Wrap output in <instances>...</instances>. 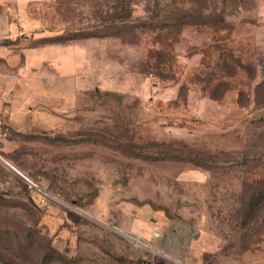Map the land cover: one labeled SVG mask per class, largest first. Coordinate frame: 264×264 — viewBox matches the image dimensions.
<instances>
[{
	"label": "rangeland",
	"instance_id": "rangeland-1",
	"mask_svg": "<svg viewBox=\"0 0 264 264\" xmlns=\"http://www.w3.org/2000/svg\"><path fill=\"white\" fill-rule=\"evenodd\" d=\"M127 3L118 21L120 0H0V42L60 36L83 57L73 79L28 70L13 89L44 122L0 125V264H264V14L256 0ZM175 6L213 15L160 29ZM211 36L228 37L224 67ZM35 185L55 197L39 202ZM152 230L186 241L178 259Z\"/></svg>",
	"mask_w": 264,
	"mask_h": 264
},
{
	"label": "crops",
	"instance_id": "crops-1",
	"mask_svg": "<svg viewBox=\"0 0 264 264\" xmlns=\"http://www.w3.org/2000/svg\"><path fill=\"white\" fill-rule=\"evenodd\" d=\"M256 9L257 14H264V0H256ZM262 19L264 20V18ZM260 27V32L255 33L253 31L252 35L254 40H258L257 37H259V43L263 45L264 25H261ZM9 29L8 33L10 36L11 34L15 35L18 33H12V27ZM70 46V44L48 42L16 48L0 42V125H4L8 122L14 129H21L28 125H41L44 122L42 118H38V115H42V112L41 114H37L39 113L37 111L31 112L27 107L18 103L16 92L20 91L19 84L25 83V79L28 76V70L32 73L30 78L33 77V80H41L42 78L48 80H67L73 79L78 75L79 66H83L81 64L83 57H79L82 54L76 56L77 54L74 52L72 53L70 51ZM47 49H50V52L53 51L51 53L53 55L52 59H47L40 53V51L44 52ZM54 54H57V56L54 57ZM6 67L16 68L14 76L6 74ZM11 77H13V79H11ZM13 89L16 90L14 95L12 94ZM6 91L12 96L9 97L8 95L6 97ZM32 113L37 115L34 118H30ZM3 135L5 134L0 133V137H3ZM134 220L139 221L138 215H134ZM135 221L127 228L128 231L133 232V230L136 229L138 223ZM142 223H145V221ZM162 226L165 227L163 224ZM146 227L148 228L149 225H146ZM151 232L154 234L152 240H150L153 248L161 251L172 259L176 260L179 258V256L174 253V250H177L179 247L183 249L186 246V241H183L182 238L177 239L176 244L171 248L168 237H164L161 234L162 230H159L158 232L152 230Z\"/></svg>",
	"mask_w": 264,
	"mask_h": 264
},
{
	"label": "trees",
	"instance_id": "trees-1",
	"mask_svg": "<svg viewBox=\"0 0 264 264\" xmlns=\"http://www.w3.org/2000/svg\"><path fill=\"white\" fill-rule=\"evenodd\" d=\"M197 2V0H196ZM120 3H121V13L122 14H118L117 16H111V18L115 19V20H120V21H127V19L131 16L130 14V9H128V6L126 7V4L128 5L127 3V0H120ZM126 3V4H125ZM168 14H164L165 15V18L163 17L161 23L159 24V28L160 29H169V28H179V29H183V27H185V22H188L190 21V25H198V24H205V23H209L210 20H207V19H210L211 16L213 14H202V11L201 9H197V8H192L191 10V13L190 14H184L183 11H182V7H179V6H175L172 10L170 11H167ZM188 18H190V20H188ZM205 19V20H204ZM109 20V19H108ZM223 20V19H222ZM110 21V20H109ZM200 21V22H199ZM224 21V20H223ZM222 21V22H223ZM226 25V24H225ZM108 27V25H105ZM139 26V25H137ZM151 24H147V23H143L141 24L139 27H144V28H148L150 27L151 28ZM126 24L124 25H120L119 26V29L115 31V26H113V29L114 31H105V32H102V33H99L97 34L96 32H84L82 34H79L77 37L81 36V35H84V37H90V36H98V35H125V31H126ZM212 37V46L214 44H216V48L215 50L218 49V46L217 44L218 43H222L224 45V48H222V50L216 52L217 53V65L220 67H224L225 66V63L229 60H232V55H230L232 53V48L231 47H228V44L226 43L228 41V37L225 38V37H222V38H219V37H215V36H211ZM71 38H74V37H71ZM67 39V38H66ZM66 39L60 37V36H52V37H49L46 39V42H58V43H62L63 41H65ZM229 72L228 70H226V74H225V77L229 76ZM231 76V75H230ZM226 79V78H225ZM219 83H227V80H223V81H218ZM228 86V84L226 85ZM214 94L212 93L210 97H215V95L213 96ZM241 154V153H240ZM261 195V197H264V189L260 190L257 195Z\"/></svg>",
	"mask_w": 264,
	"mask_h": 264
},
{
	"label": "built area",
	"instance_id": "built-area-1",
	"mask_svg": "<svg viewBox=\"0 0 264 264\" xmlns=\"http://www.w3.org/2000/svg\"><path fill=\"white\" fill-rule=\"evenodd\" d=\"M35 189L39 195L38 200L39 202L45 203V201L49 200V199H53L55 196L50 193L47 192L45 189H42L41 187L35 185ZM114 231H120L119 229H117L116 227H114ZM127 237L129 238V240L131 241L132 244H134L135 246H139L140 242H142L140 240V238H138L137 236H134L132 234H128Z\"/></svg>",
	"mask_w": 264,
	"mask_h": 264
},
{
	"label": "water",
	"instance_id": "water-1",
	"mask_svg": "<svg viewBox=\"0 0 264 264\" xmlns=\"http://www.w3.org/2000/svg\"><path fill=\"white\" fill-rule=\"evenodd\" d=\"M144 264H147V262H144Z\"/></svg>",
	"mask_w": 264,
	"mask_h": 264
}]
</instances>
